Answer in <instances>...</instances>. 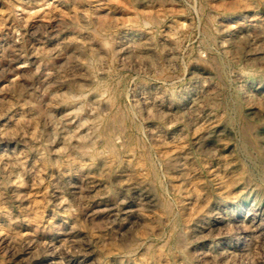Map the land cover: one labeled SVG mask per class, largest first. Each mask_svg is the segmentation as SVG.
<instances>
[{"label":"rangeland","instance_id":"1","mask_svg":"<svg viewBox=\"0 0 264 264\" xmlns=\"http://www.w3.org/2000/svg\"><path fill=\"white\" fill-rule=\"evenodd\" d=\"M0 264H264V0H0Z\"/></svg>","mask_w":264,"mask_h":264},{"label":"bare ground","instance_id":"2","mask_svg":"<svg viewBox=\"0 0 264 264\" xmlns=\"http://www.w3.org/2000/svg\"><path fill=\"white\" fill-rule=\"evenodd\" d=\"M229 19H230V16H226V17H224V18H221L219 21H218V23H219V25L222 27V26H225L226 25V23H228L227 21H229ZM227 26V25H226ZM220 28V27H219ZM222 28H224V27H222ZM131 33H127V34H125L123 37H126V36H128V35H130ZM123 37L122 36H120V38H122V40H123ZM131 37H135L134 35H132L131 34ZM145 38V37H144ZM56 40V39H55ZM141 40H143V39H141ZM145 47L144 48H147V46L149 45L147 42H145V41H143V43H142ZM53 50V49H52ZM122 51V50H121ZM124 54H125V51H123L120 55H121V57H122V59L124 58ZM72 69V68H71ZM80 69V68H79ZM101 69H104V66H101ZM77 74L75 73V72H70L69 74H68V76L69 77H75ZM243 75L241 74V73H237L236 74V79L237 80H241L240 78L242 77ZM213 88V87H212ZM211 125V124H210ZM13 155V154H12Z\"/></svg>","mask_w":264,"mask_h":264}]
</instances>
